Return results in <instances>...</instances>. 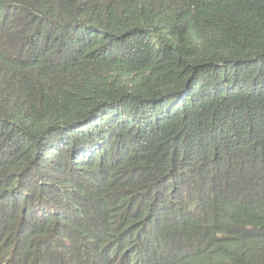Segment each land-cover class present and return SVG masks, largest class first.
Masks as SVG:
<instances>
[{"label":"trees","instance_id":"16d2710c","mask_svg":"<svg viewBox=\"0 0 264 264\" xmlns=\"http://www.w3.org/2000/svg\"><path fill=\"white\" fill-rule=\"evenodd\" d=\"M0 264H264V0H0Z\"/></svg>","mask_w":264,"mask_h":264}]
</instances>
